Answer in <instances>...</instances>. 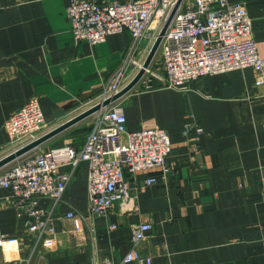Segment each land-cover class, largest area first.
Returning a JSON list of instances; mask_svg holds the SVG:
<instances>
[{
    "label": "crops",
    "instance_id": "1",
    "mask_svg": "<svg viewBox=\"0 0 264 264\" xmlns=\"http://www.w3.org/2000/svg\"><path fill=\"white\" fill-rule=\"evenodd\" d=\"M230 1L246 5L264 57V0ZM69 2L0 0V148L10 142L8 117L26 101L37 97L47 131L57 127L98 99L131 48L128 30L100 43L76 41ZM160 25L155 20L152 29ZM256 79L255 69L246 67L202 75L186 88L157 84L146 90L137 84L122 104L128 128L167 129L171 171L153 173L157 181L144 188L149 172L139 173L130 183L132 199L91 222L86 217L89 163L81 162L59 201L37 195L38 208L55 228L49 249L34 246L11 192L0 188V233L20 238L16 247L0 250V264L30 256L31 264H124L134 247L151 257L150 264H264V83L257 85ZM83 121L40 147H80L91 129ZM188 124L192 128L185 133ZM70 210L80 229L65 216ZM144 220L152 228L136 246L134 227Z\"/></svg>",
    "mask_w": 264,
    "mask_h": 264
},
{
    "label": "built area",
    "instance_id": "2",
    "mask_svg": "<svg viewBox=\"0 0 264 264\" xmlns=\"http://www.w3.org/2000/svg\"><path fill=\"white\" fill-rule=\"evenodd\" d=\"M176 2L70 0L67 16L76 41L100 43L124 30L130 31L133 37L131 48L114 73L113 80L105 86L98 99L74 111L73 116L119 92L136 75ZM155 20H159L161 25L153 30ZM246 67L257 72V85L264 83V57L259 52L246 5L230 0H183L163 35L155 57L137 84L146 90L157 84L186 88L202 75ZM155 80L159 83H154ZM124 97L90 115L93 118L91 129L80 147L65 144L42 149L40 145L0 168V188L11 192L34 246L42 245L49 249L55 240L51 216L38 208L37 195L59 201L73 170L81 162L89 163L86 217L91 222L97 216L107 215L116 203L132 199L134 193L130 183L139 173L149 172L141 185L144 188L157 181L153 173L167 175L171 171L169 154L172 141L168 130L159 126L130 130L122 105ZM5 127L10 142L7 147L0 148V158L47 132L48 122L39 99L32 97L11 113ZM191 128V124L186 125L184 132L188 133ZM197 130L200 132L202 128ZM62 166H70L71 170L61 172ZM65 216L75 219L76 227L80 229L79 218L73 210ZM151 228L152 223L148 220L135 225L133 239L136 246L147 238ZM19 242L16 235L0 233L2 251L16 247ZM31 259V256L25 261L6 259L2 264H31ZM133 260L150 264L151 257L144 256L134 247L125 255L123 263ZM102 264L115 263L106 260Z\"/></svg>",
    "mask_w": 264,
    "mask_h": 264
},
{
    "label": "water",
    "instance_id": "3",
    "mask_svg": "<svg viewBox=\"0 0 264 264\" xmlns=\"http://www.w3.org/2000/svg\"><path fill=\"white\" fill-rule=\"evenodd\" d=\"M182 1L183 0H177L176 5L172 9V11L169 14L166 22L162 26L156 40L154 41V43H153L145 61H144L143 67L140 68V70L136 73V75L119 92H117L114 95H112L111 97L103 100L102 102H98L97 104L93 105L92 107H90V108L78 113L77 115L71 117L70 119H68L67 121L58 125L57 127H55L53 129L47 131L46 133L42 134L41 136H39L34 141L20 147L16 151H13V152L7 154L6 156L0 158V168L3 167L4 165L8 164L9 162L13 161L17 157L25 154L26 152L40 146L41 144H43L44 142H46L50 138H52V137L58 135L59 133L63 132L65 129H67V128L71 127L72 125H74V124L82 121L83 119L89 117L95 111L99 110L101 107L109 105L112 101L117 100L118 98L126 95L133 88H135V86L137 85V83L139 82L141 77L143 76V74L145 72V68L150 65L153 58L155 57L157 50L159 48L160 42L163 38V35L165 34L166 30L168 29V27L172 21V18H173L174 14L177 10V7L181 4Z\"/></svg>",
    "mask_w": 264,
    "mask_h": 264
},
{
    "label": "rangeland",
    "instance_id": "4",
    "mask_svg": "<svg viewBox=\"0 0 264 264\" xmlns=\"http://www.w3.org/2000/svg\"><path fill=\"white\" fill-rule=\"evenodd\" d=\"M157 57H158V55H157ZM92 116H90V117H88V118H85L84 120L85 121H83V122H86L87 121V123H91L92 122Z\"/></svg>",
    "mask_w": 264,
    "mask_h": 264
}]
</instances>
